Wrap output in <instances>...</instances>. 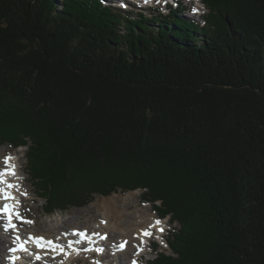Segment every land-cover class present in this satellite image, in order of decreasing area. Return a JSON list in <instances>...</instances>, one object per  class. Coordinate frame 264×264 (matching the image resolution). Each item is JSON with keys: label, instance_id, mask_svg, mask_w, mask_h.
Here are the masks:
<instances>
[{"label": "trees", "instance_id": "16d2710c", "mask_svg": "<svg viewBox=\"0 0 264 264\" xmlns=\"http://www.w3.org/2000/svg\"><path fill=\"white\" fill-rule=\"evenodd\" d=\"M201 1L0 0V146L45 216L141 191L176 225L149 264H264V0Z\"/></svg>", "mask_w": 264, "mask_h": 264}, {"label": "rangeland", "instance_id": "374dc122", "mask_svg": "<svg viewBox=\"0 0 264 264\" xmlns=\"http://www.w3.org/2000/svg\"><path fill=\"white\" fill-rule=\"evenodd\" d=\"M181 3L183 7L189 6V0H181ZM115 10V14L121 13L120 10H116L114 6L111 7ZM168 10L163 7V5L160 6V9L157 12L154 11H146V10H133L131 13L123 12L124 15H128L134 18L140 17L139 15L142 14L147 17V19L150 18L151 15L156 13H163L166 14ZM205 14L208 13L206 9L203 11ZM183 17V16H182ZM202 18L198 21V23H201ZM152 29H157L156 27H153L154 25L150 24ZM121 27V26H120ZM119 27V29H121ZM2 149V150H1ZM25 152L26 148H15L12 149V147L8 145L0 146V169L1 167H4L2 165V159L6 155H13L14 159L18 161L19 164V170L17 175V180L21 183L23 191H27L29 193V200L26 202L24 211L34 219V225L30 226L25 230V233H32L34 235H43L48 238H55V239H61L64 240L66 236L61 231L62 225L55 226L56 222H68L64 223L65 230H70L72 227H76L78 229H87L88 231H94L96 229L95 226L99 224L110 223L109 227L111 229L109 231H106L104 229H100L99 232H106L109 234V240L111 242V245H115L114 247H117L119 241H126V239H131V241L128 243L129 249L128 253H120L119 256L111 257V245L107 244L105 248V257L101 260L98 259V263L103 264H132V258L135 250L134 244L138 243L139 237L137 236V230H143L144 228H147L150 225H153L154 219L157 218V215L153 212L152 208L149 204L143 203L140 199L141 191H134V192H126V193H117L112 194L108 197H100L95 196L94 200L88 204L87 206L83 208H70L69 210L58 212L56 214L45 216L43 214L42 209V201L37 197L35 188L32 186L31 181L29 180L27 176L26 171V159H25ZM16 155V156H15ZM4 160V159H3ZM87 180V179H86ZM91 179L88 180V182ZM94 180V179H92ZM75 181V180H74ZM72 181V182H74ZM23 182V183H22ZM71 182V183H72ZM81 185L87 184V181H85V178L79 181ZM70 183V184H71ZM69 185V184H68ZM59 219H57V218ZM76 220V221H75ZM108 220V221H107ZM55 222V223H54ZM71 225V226H70ZM122 228H121V227ZM163 228H165V233L163 234V237H153L151 239L150 245L145 247L144 253L141 256V264H149V261H151L155 257V253L151 251L150 246H152V243H157V246H159L160 252H167L169 251L166 248V245L160 246L158 243H163V239L167 234L176 227L175 224H171L169 222L168 218H165L162 224ZM117 228V230H116ZM122 229V230H121ZM120 230V231H119ZM126 230L127 235L122 234L121 231ZM98 231V230H97ZM119 232V233H118ZM133 234V235H131ZM70 236V235H69ZM121 236V237H120ZM125 236V237H124ZM7 240H10L7 239ZM128 241V240H127ZM10 242V241H9ZM6 244V250L4 254L2 255V251H0V261L4 260L5 254L7 253L8 247L10 243ZM79 251V250H78ZM82 252V251H81ZM122 254V255H121ZM86 258H78L71 261L70 264H91L92 261L89 259L88 255H85ZM95 257V255H93ZM91 256V257H93ZM66 256H64L65 258ZM97 257V256H96ZM53 258V256H52ZM114 259V260H113ZM4 262V261H3ZM53 264H65L63 257H60L55 262H52ZM47 264V263H44Z\"/></svg>", "mask_w": 264, "mask_h": 264}, {"label": "bare ground", "instance_id": "6f19581e", "mask_svg": "<svg viewBox=\"0 0 264 264\" xmlns=\"http://www.w3.org/2000/svg\"><path fill=\"white\" fill-rule=\"evenodd\" d=\"M78 6V5H77ZM2 150V149H1ZM16 156V155H15ZM14 157L11 159L12 160V163H13V165L14 166H16L15 165V162H14ZM3 163H4V161H2V165H3ZM6 169L5 167H1V169ZM18 176V175H17ZM19 177V176H18ZM19 180V179H18ZM20 181V180H19ZM24 189V188H23ZM18 192V191H17ZM0 217H1V215H0ZM57 218V217H56ZM58 219V218H57ZM59 220V219H58ZM76 221V220H75ZM108 221V220H107ZM55 223V222H54ZM64 223H68V222H56L55 223V226H57V225H62V226H59V227H62L61 228V231L64 233V235L66 236V237H68L69 235H72L73 233H75V234H77V233H83V232H86L88 235H93L92 233H95L94 235H95V237L94 238H92V240L91 241H93L94 239H97V238H99L100 236H103L104 238H106L107 240H106V244H109V245H111V242H110V240H109V234H107L106 232H99L100 231V229H104V230H106V231H109L110 229H111V227H109L110 225V223L108 224V223H106V222H104V224H99V225H97V226H95L96 227V229L94 230V231H90V232H88V230L87 229H85V228H83V229H78V228H70V230H66V231H64L65 230V225L66 224H64ZM0 224L2 225L3 224V222L1 221V219H0ZM69 224H72V222L71 223H68V225ZM71 226V225H70ZM121 227V226H120ZM1 229H0V251H2V255L4 254V252H5V250H6V244L10 241V242H13V243H15L16 244V242L18 241V239H19V236L18 235H16V234H14L13 233V231H11L10 229H7L6 227H4V225H2V227H0ZM122 228V227H121ZM7 229V230H6ZM98 230V231H97ZM116 230H117V228H116ZM122 230V229H121ZM73 231V232H72ZM120 231V230H119ZM140 231L141 230H137V236L140 238ZM110 232V231H109ZM122 232V234H124V235H127V231L126 230H123V231H121ZM119 233V232H118ZM131 235H133V234H131ZM121 237V236H120ZM125 237V236H124ZM10 238V240H7V239H9ZM128 240V241H127ZM131 241V239H126V241H119V242H117L118 243V246L117 247H114L115 245H111L112 247H111V257H115L116 255L117 256H119V254L120 253H128L127 251H128V249H129V246H128V243ZM9 242V243H10ZM126 242V243H125ZM57 243L59 244V247H58V249H61L62 247H63V245L62 244H60V239H57ZM121 243H123V244H125L126 245V248H125V250L124 251H122V249L120 248V244ZM98 246H100V245H97V246H95V247H98ZM79 250V249H78ZM75 250V251H73V252H70V251H68V254L66 253L65 254V258H64V262H65V264H70L71 263V261L72 260H74V259H78L79 257L80 258H86L87 259V257L85 256V255H88V257H89V259L92 261V263L91 264H103V263H98V259L100 258V257H102V258H104L105 256H101V255H103L104 254V252H102V253H99V254H97V255H95V256H97L96 258H93V257H91V256H93L94 255V253L93 252H81V250ZM0 254V255H1ZM52 256H53V258L55 257V255L54 254H51ZM122 255V254H121ZM116 256V257H117ZM137 257V256H136ZM114 260V259H113ZM0 262H2V260L0 261ZM134 263H135V261H134Z\"/></svg>", "mask_w": 264, "mask_h": 264}, {"label": "snow or ice", "instance_id": "6c2138e0", "mask_svg": "<svg viewBox=\"0 0 264 264\" xmlns=\"http://www.w3.org/2000/svg\"><path fill=\"white\" fill-rule=\"evenodd\" d=\"M194 11H195V10H194ZM11 159H12L11 156L5 157V159H4V163H5V165H8V162H9ZM4 174H5V173H0V176H2V175H4ZM7 174L15 175V172L12 171V172H9V173H7ZM0 183H3V181L0 180ZM8 187H14V185H8ZM4 198H5V199H9V198H11V197H9L7 193H5V194H4ZM3 212H4L5 214L8 215V218H9V226H10V227H14V225L11 224V218H12L13 212L10 210V207H9L8 205H5V206H4V208H3ZM15 215H16V217H17L18 219L20 218L18 213H16ZM26 222H27V223H31L30 221H26ZM157 223H159V222H157ZM6 230H7V229H6ZM161 231H162V229H161ZM144 235L150 236L151 233L145 232ZM125 243H126V242H125ZM21 250H25V249L21 248Z\"/></svg>", "mask_w": 264, "mask_h": 264}]
</instances>
